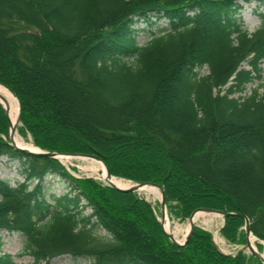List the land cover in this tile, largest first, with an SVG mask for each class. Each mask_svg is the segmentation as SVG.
<instances>
[{
  "label": "trees",
  "instance_id": "1",
  "mask_svg": "<svg viewBox=\"0 0 264 264\" xmlns=\"http://www.w3.org/2000/svg\"><path fill=\"white\" fill-rule=\"evenodd\" d=\"M251 1L264 2L0 0V84L18 101V134L42 150L96 155L112 176L157 184L168 218L198 208L244 215L264 242V86L232 96L261 78L264 13L250 32L240 16ZM138 21L149 35L143 44ZM7 130L0 105V156L25 160L21 181L0 178V232L20 234L31 261L0 252V264L61 255L87 264H262L242 249L220 252L199 226L173 244L157 203L15 150ZM48 175L68 190L47 193ZM242 226V216H223L219 234L243 245Z\"/></svg>",
  "mask_w": 264,
  "mask_h": 264
},
{
  "label": "rangeland",
  "instance_id": "2",
  "mask_svg": "<svg viewBox=\"0 0 264 264\" xmlns=\"http://www.w3.org/2000/svg\"><path fill=\"white\" fill-rule=\"evenodd\" d=\"M257 12L264 13V2L262 3H255L253 1L249 3H242V8L240 10V16L243 21L244 27L247 29V31H252L254 28H256L259 24V18L257 17ZM165 24V20L159 21V25L163 26ZM135 28H139L136 33V41L138 44H143L148 38L149 35L146 32V26L144 22L138 21L135 25ZM242 66L246 67L244 63H242ZM261 67V78L259 80H254L252 84H248L243 92L240 93H234L232 96L236 97L238 95L245 96L249 93V89L253 86H258L260 84L261 87H259V91H261L262 85L264 86V60L261 61L260 64ZM200 74H206L207 70L205 66H202L199 69ZM19 122L17 120L16 124V132L17 127L19 126ZM18 134V132H17ZM19 137H21L25 141H29L31 143L29 135L26 134V136L22 137L18 134ZM32 144V143H31ZM33 145V144H32ZM22 162H25L24 159H16V158H8L5 155L0 156V178L6 180L11 186H14L16 182L21 181V174L19 173ZM67 170L68 172L75 176V177H93L103 183V179H101L96 173H93L91 170L86 168L88 166V162L84 160H80L77 158L70 159L67 161H59ZM115 177V176H113ZM124 181H127L126 179L115 177ZM104 184V183H103ZM44 186L47 193H53L55 195H59L63 192H66L68 190L67 183L56 176H46L44 179ZM138 195L144 198L145 201L149 202L151 205H154L157 203L158 206V198L159 196H153V195H146L144 192H137ZM159 210V207H158ZM90 212L89 208H85L82 213L88 214ZM167 216V215H166ZM169 227L171 231L175 230V227L177 228V231L175 232L176 237L179 238V241L183 238L185 233V227L187 226L186 219L183 221H178L176 219L168 218ZM159 220V218H158ZM222 216L221 215H211V214H203L202 216L197 217L193 224L196 226L202 227L203 229L209 231L211 233V239L213 243L215 244L216 248L220 250L223 253H234L235 251L242 249L245 252L247 250L244 248L243 245H237V244H230L225 241V239L222 238V236L219 234V228L222 225ZM180 228V229H179ZM95 233L97 235H107L106 232L98 227L95 230ZM178 240V239H177ZM0 252L8 253L12 256V259L17 263H28L31 261V258L27 254H20L22 243H23V237L16 233H6L5 231L0 232ZM256 243V240L254 244ZM260 248V253L264 248V242H262ZM86 259L82 258H72L69 255H61L56 256L49 260V264H87Z\"/></svg>",
  "mask_w": 264,
  "mask_h": 264
},
{
  "label": "water",
  "instance_id": "3",
  "mask_svg": "<svg viewBox=\"0 0 264 264\" xmlns=\"http://www.w3.org/2000/svg\"><path fill=\"white\" fill-rule=\"evenodd\" d=\"M1 85V84H0ZM3 86V85H1ZM5 87V86H3ZM6 88V87H5ZM13 96L14 98L16 99L15 95L13 94V92L11 90H9L8 88H6ZM16 103H17V114H16V118L18 120V116H19V104H18V101L16 99ZM0 105L4 111V114L7 118V122H8V130H7V142L8 144L15 150H18L22 153H25V154H30V155H34V156H45V157H50V158H55L58 160L57 156L58 155H65V156H85V157H90V158H93V159H96L98 161H100L102 163V165L104 166L105 168V173H106V178H115L113 177L112 175L109 174L105 164L102 162V160L96 156V155H87V154H76V153H59V152H55V151H47V150H42L36 146L33 145V149H27V148H24V147H20V146H17L13 143L12 141V137H13V133H14V130L15 128L12 126V124L10 123V120L8 118V112H7V108L4 104H2L0 102ZM129 182V181H128ZM103 183L111 188H114L118 191H123V192H126V191H130V192H136L137 193V187L138 186H141V185H151V186H154L159 194V198H158V207H159V223H160V226H161V229L162 231L165 233V235L167 236V238L170 240V242H172L173 244H176V245H183L185 244V242L187 241L189 235L191 234L192 232V229H193V226H195V224H193V214L196 212V211H205V212H214V213H217L219 215H221L222 217L223 216H228V215H239V216H242L243 217V226H242V229H243V233H244V237H245V243H244V248L247 250V252L249 254H251L252 256L256 257L262 264H264V258L261 256L260 252L254 247L252 246L249 241H248V236L251 235L249 229H248V219L244 216V215H241V214H238V213H231V212H223V211H220V210H215V209H209V208H198V209H195L193 210L189 216L186 218V221H187V224H188V227H187V230L185 231L184 233V236L183 238L178 241L174 238V236L165 231L164 227H163V221L164 219L167 217L166 216V211H165V205H164V196H163V192H162V189L155 183H151V182H131V184H129L128 186H125V187H118V186H115L114 184L110 183V182H107V181H103ZM258 243H262V241H256Z\"/></svg>",
  "mask_w": 264,
  "mask_h": 264
},
{
  "label": "bare ground",
  "instance_id": "4",
  "mask_svg": "<svg viewBox=\"0 0 264 264\" xmlns=\"http://www.w3.org/2000/svg\"><path fill=\"white\" fill-rule=\"evenodd\" d=\"M0 102L2 104H4L7 108V112H8V118L10 120V123L12 124V126L15 128L14 133H13V137H12V141L15 145L20 146V147H24L27 149H33V145L29 142V141H25L23 140L21 137L18 136L17 132H16V124H17V118H16V114H17V103H16V99L14 98V96L3 86L0 85ZM59 161H69L70 159L73 158H77L80 160H84L88 162V166H86V168H88L89 170H91L93 173H96L101 179L107 182H110L112 184H114L115 186L118 187H125L128 186L129 184H131V182H127L118 178H106V173H105V168L102 165V163L96 159L90 158V157H85V156H65V155H58L57 156ZM137 192H144L146 195H153L156 196L159 194L158 190L151 185H141L137 187ZM203 214H211V215H219L217 213L214 212H205V211H196L193 214V220H195L197 217L202 216ZM169 222L167 217L164 219L163 221V227L165 229V231L171 233L174 238L179 241V238L176 237L175 232L177 231V228L175 227L174 231L170 230L169 227ZM188 224L185 227V231L187 230ZM180 229V228H179ZM248 241L249 243L255 247V238L252 235L248 236ZM261 256L264 258V248L261 251Z\"/></svg>",
  "mask_w": 264,
  "mask_h": 264
}]
</instances>
